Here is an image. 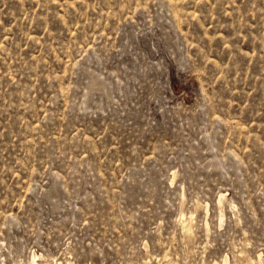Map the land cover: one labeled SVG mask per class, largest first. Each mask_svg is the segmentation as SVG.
<instances>
[{"label": "rangeland", "instance_id": "374dc122", "mask_svg": "<svg viewBox=\"0 0 264 264\" xmlns=\"http://www.w3.org/2000/svg\"><path fill=\"white\" fill-rule=\"evenodd\" d=\"M264 264V0H0V264Z\"/></svg>", "mask_w": 264, "mask_h": 264}, {"label": "bare ground", "instance_id": "6f19581e", "mask_svg": "<svg viewBox=\"0 0 264 264\" xmlns=\"http://www.w3.org/2000/svg\"><path fill=\"white\" fill-rule=\"evenodd\" d=\"M33 264H35V263L33 262ZM46 264H50V263H46Z\"/></svg>", "mask_w": 264, "mask_h": 264}]
</instances>
